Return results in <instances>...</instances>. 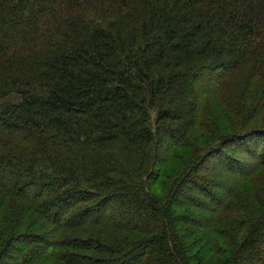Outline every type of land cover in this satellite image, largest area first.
<instances>
[{
  "label": "trees",
  "instance_id": "16d2710c",
  "mask_svg": "<svg viewBox=\"0 0 264 264\" xmlns=\"http://www.w3.org/2000/svg\"><path fill=\"white\" fill-rule=\"evenodd\" d=\"M0 264H264V0H0Z\"/></svg>",
  "mask_w": 264,
  "mask_h": 264
},
{
  "label": "rangeland",
  "instance_id": "374dc122",
  "mask_svg": "<svg viewBox=\"0 0 264 264\" xmlns=\"http://www.w3.org/2000/svg\"><path fill=\"white\" fill-rule=\"evenodd\" d=\"M4 220H5V223L7 224V225H5V226H8V225H9V219L6 218V217H4Z\"/></svg>",
  "mask_w": 264,
  "mask_h": 264
}]
</instances>
